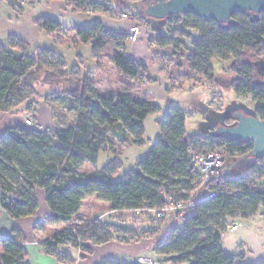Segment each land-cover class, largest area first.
<instances>
[{
    "label": "trees",
    "instance_id": "obj_1",
    "mask_svg": "<svg viewBox=\"0 0 264 264\" xmlns=\"http://www.w3.org/2000/svg\"><path fill=\"white\" fill-rule=\"evenodd\" d=\"M10 1L12 6L18 4L21 11L23 2L33 0ZM60 1L77 14L111 11L109 0ZM147 19L144 14L143 20ZM157 22L169 24L168 35L159 34L152 42L162 48L170 47L174 56L186 57L188 77L195 82L208 80L211 86L218 84L212 66L214 59L237 63L233 69L237 78L231 86L239 96L253 98L256 103L253 115L264 121V84L256 82L254 66L242 62L247 54L264 57V13L235 15L228 25L193 15ZM181 24L184 30L179 29ZM35 25L49 35L64 29L53 17H42ZM173 27L177 29L172 30ZM185 30L201 35L194 42L192 53L177 44H184L190 36ZM74 33L79 44L92 43L94 58L101 51L113 50V63L121 73L142 82L151 81L148 67L125 51L128 34L105 31L99 20L74 29ZM99 67L98 61L97 71ZM65 69L62 56L39 49L31 53L29 44L18 37H10L7 48L0 44V117L17 115L24 107L34 108L37 98L42 97L39 89L50 82L69 83L73 91L65 93L64 98L80 107L75 120L54 131L27 126L6 131L0 139L1 208L14 220L33 218L40 209L37 195L40 190L45 194L49 221L73 224L89 197L97 196L109 203L114 212L150 213L163 211L170 197L174 205L181 203L185 208L176 210L175 223L162 231L155 248L159 256L172 264H238L240 256L224 251L221 233L227 230V225L248 221L264 211V158L254 159L255 167L244 177L227 174L203 185L204 176L193 166L189 152L202 153L204 147L211 146L224 149L228 157H251L253 145L218 133L189 136L187 113L171 106L159 122L161 137L135 170L116 179L119 164L112 161L101 174H82L81 168L97 164L102 152L113 153L109 140L112 135L122 141L130 134L134 137L132 143L142 146L145 121L158 112V106L150 98L136 100L132 95L134 89L128 84L121 94L100 97L89 77L81 78L76 69L65 75ZM42 76L44 80L40 81L38 77ZM236 123L234 118L225 126ZM190 203L195 204L194 209L187 207ZM158 233L154 230L150 236L157 237ZM142 239L138 231L115 232L110 224L94 219L65 228L42 242V248L50 256L70 261L69 255L59 251L60 246L69 245L90 254L93 246L118 241L135 244ZM25 243L26 237L18 229L1 238L0 264H26ZM253 264H264V260Z\"/></svg>",
    "mask_w": 264,
    "mask_h": 264
},
{
    "label": "rangeland",
    "instance_id": "obj_2",
    "mask_svg": "<svg viewBox=\"0 0 264 264\" xmlns=\"http://www.w3.org/2000/svg\"><path fill=\"white\" fill-rule=\"evenodd\" d=\"M46 1L48 0H35L29 6V11H26L27 13L24 15V19L30 17V13L28 12H32L36 15L44 9L47 10L49 6ZM53 1L54 2L50 1V9H52V11L58 10L60 5H62V2L60 0ZM109 2L111 3L110 12H98L92 14H98L102 17H111L122 23L129 22L130 24H138L141 27L142 33L138 43L143 45L146 53H150L151 58L152 56L154 57V63L151 60L149 66V77L153 82L148 80L150 83H148L146 90L144 89L145 83L142 82V80L139 78H130L118 70L112 60L113 50L108 49L101 51L99 52V55H97V58H94L92 53V43L84 45L79 44L75 37L74 28L64 27L59 33L50 35L47 33L50 37L49 45L53 47L55 52L64 56L66 62L65 75H70L73 70L76 69L81 78L89 77L100 97H111L121 94L123 88L128 84L133 87L134 90L132 95L136 100H144L147 98L153 99L155 105L158 106V112L150 115L145 121V136L142 146L134 145L132 143L134 137L130 134H127L122 141H118V139L112 135L109 137V140L113 153L102 152L97 164H85L81 168L80 172L82 174H101L106 166L112 161H116L119 164L115 172L116 179L122 177L125 173L135 170L161 137L159 122L167 114L171 106L178 107L187 113L186 130L189 136L215 135L219 125L225 126L233 122V119L235 118L233 112L238 109H241L249 115L253 114L256 107L253 98L251 96H239L231 86L237 78V75L233 71L237 63L214 59L212 61V66L218 84L211 86L208 80H204L202 83H197L192 80V78L190 79L188 77L190 73L186 71V67L188 66L186 57H178L179 59L177 60V63L182 64V67H170L171 64L169 63V60L174 57L172 50H170L171 48H162L152 42L155 36L162 34L161 31H159V26H161L162 23L157 22V20L154 19L143 20L144 9L146 8L145 0H109ZM28 4L29 3L26 2L22 3V5ZM7 7L9 6L7 5ZM66 8L65 12L75 16L90 14L73 13V9L67 7V4ZM124 14L129 15V18H122V15ZM5 16L6 12L0 10V36H3L6 29L13 27V25L16 27L24 25L17 20L16 14H14V17L12 16V23L9 22ZM42 17L43 16L40 18ZM40 18L35 19V21ZM19 19L22 21V17H19ZM180 27L184 26L182 24L179 26V29L181 30ZM194 34H198V32ZM196 38L194 35H190L186 38L188 45L179 44V42L177 44L182 47L184 46L183 49L188 53H192L194 50V41L197 40ZM0 43L6 46V48L8 47V40L3 41L1 39ZM28 44L30 46V52L33 53L37 44L34 43V41ZM127 44H129L127 46V55L132 57V42L128 39ZM77 48H79L78 52L75 51L78 50ZM79 54L81 55L80 57H78ZM157 55L160 57L158 58ZM151 58H144V60L147 59L146 61H149ZM261 60L264 61V57L247 54L242 62H248L254 66V63ZM98 61L100 62L99 71H97ZM176 67H178V70ZM176 70L179 72H176ZM38 79L43 81L44 76L41 78L38 77ZM255 80L259 84H264V78L257 73L256 68ZM39 91L41 92L42 97L37 98L38 102L35 103L34 108H29L27 110V108L24 107V109L16 115L15 120L18 122L16 123L17 126H27L26 121H31L32 126H30V128H38L40 122L35 113L39 112V116L45 120L46 115L44 112L46 110L50 111L54 123L51 122L50 127L43 126V129L45 130L54 131L57 127H66L71 121L76 119L80 112V107L75 106L70 100L64 98L65 93L73 91V88L69 83L61 82L60 84H54L53 82H50L49 86H46V88H40ZM58 96L62 98L57 99ZM201 152L221 153L225 159L223 169L232 177H244L252 172L256 165L254 159L250 156L240 157L236 155L228 157L226 152H224V149L221 148L206 146ZM262 185H264V179ZM89 203L92 204H85L83 214L77 219L76 225L89 223L90 216L94 213L100 212V214H105L104 216L108 219V223L111 225L113 231H122V228L132 229L138 231L139 235H142L143 238L156 239V237H153L152 235L150 236V234H152L154 230H157V232H159L158 234H160L157 236V241L159 242V240H161L162 231H164L168 225L175 223L174 211L164 213L112 212L110 210V205L100 200L98 197L91 199ZM243 226L244 223L242 222L239 229ZM56 227H58V230L61 228L59 224H55L54 226H51L49 232L54 228L56 229ZM1 253L2 250L0 247V255ZM164 263L167 262L164 261Z\"/></svg>",
    "mask_w": 264,
    "mask_h": 264
},
{
    "label": "crops",
    "instance_id": "obj_3",
    "mask_svg": "<svg viewBox=\"0 0 264 264\" xmlns=\"http://www.w3.org/2000/svg\"><path fill=\"white\" fill-rule=\"evenodd\" d=\"M34 1L35 0H33L28 5H22L23 9L20 11V9H18L19 8L18 4H16V6L15 5L12 6L10 0H2V1L0 0V2H2L0 3V10H4V12H6L5 18L7 17L8 21L12 23V16L14 17V14H16L17 20L21 24L22 23L24 24L18 27L13 25V27L7 28L6 32H4V35L0 36V41L1 39L3 41L8 40V45H9L10 37L15 36L21 40L26 41L27 43H31L32 41H34V43L37 44L36 49L55 52L53 50V47L49 45L50 37L47 34V32L39 31L36 25L34 24L35 19L40 18L41 16L56 18L61 22V24L64 27L72 28V29L84 28L86 26H90L96 20L102 22L105 31L113 32L117 34H128V31L131 27V24L129 22L122 23L120 21L112 19L111 17H102L98 14L82 15L84 17L72 15L70 13L65 12V10L67 9L66 4L62 1H61L62 5H60L58 10L52 11V9H50L51 8L50 6H51V2H54L53 0L46 1L48 2L47 5L49 6L47 10L44 9L42 12H39V14L36 15L33 14L32 12H28L30 13L29 14L30 17L24 19V15L27 13L26 11H29V6ZM7 5L9 7H7ZM19 17H22V21L19 19ZM63 17L65 20L63 19ZM159 27H160L159 31H161L163 35H168L167 34V29L169 27L168 23H162L161 26ZM180 28L184 30V27H180ZM172 30H175V28H173ZM185 31L189 32L190 35H194L195 38L198 36L196 38L197 39L196 41H199L201 39L199 33L194 34L197 33L196 31L194 30H185ZM184 44L188 45L187 39L184 40ZM128 45L129 44H127V46ZM127 46L125 48L126 53L128 51ZM79 48H77L78 50L75 51L78 52ZM131 52H132L131 58L135 59L138 63L147 66L149 69L150 61L152 60L153 62L154 57L152 56L151 58L150 53L148 52L146 53L144 51V47L141 43L132 44ZM55 53H57L58 55L64 58L62 54H59L58 52ZM80 56L81 55L79 54L78 57ZM157 57L159 58L160 56L157 55ZM178 57L181 56H174L173 59L171 58L169 60V63L171 64L170 67L182 66V64L177 63V60L179 59ZM144 58H151V59L149 61H146L147 59L144 60ZM174 58L176 62L174 61ZM176 68L178 70V67ZM177 70L176 72H179ZM150 82L153 81L151 80ZM150 82L149 81L144 82L145 90L148 86V83ZM44 113L46 115L45 120H43L41 116H39L40 114L39 112L35 113L40 122V124H38V128L43 129V126L50 127L51 122L54 123L50 111L46 110ZM15 117L16 115L14 116L3 115L0 117V139L5 135L8 129L17 128V127H26L25 125L17 126L16 123L18 122L15 120ZM37 195L40 203V209L37 215L33 218L14 220L10 218V216L1 208V194H0V239L11 236L13 231L16 229L20 230L26 237V243H25L26 264H99L104 261H112L118 264H140L138 260L142 258L150 259L152 261H157L159 264H167V263L172 264L167 261H166L167 263H164L165 261L164 258H162L157 254L155 250L156 245L158 243L157 237L156 239L143 238L142 240H139L135 244H126L118 241L106 245L93 246L92 252L90 254L83 253L80 249L73 248L69 245L60 246L59 251L61 253L69 255L70 261L61 258L58 259L48 255L42 248V242L53 237L55 234L61 232L62 229L64 230L65 228L70 227L71 225H75L77 219L81 217L83 214L85 204L88 203L89 205H91L92 203H89V201L97 197H89L84 201L83 207L80 213L76 216L73 224H59V226H61L59 230L58 227H56V229L55 228L53 229L54 231L52 230L51 232H49L51 226L52 225L54 226L55 224L49 221L48 218L49 210L46 204L44 192L38 190ZM118 212H127V211H118ZM104 215L105 214H100V212L94 213L92 214V216H90L89 222L93 221L94 219H99L104 223H108V219H106ZM243 223H244L243 227H241L239 230L235 232L229 233L227 237L223 239L224 251L232 256H240V258L237 261L238 264H253L263 261L264 260V212L258 213L250 220L243 221ZM122 229H126V228H122Z\"/></svg>",
    "mask_w": 264,
    "mask_h": 264
},
{
    "label": "water",
    "instance_id": "obj_4",
    "mask_svg": "<svg viewBox=\"0 0 264 264\" xmlns=\"http://www.w3.org/2000/svg\"><path fill=\"white\" fill-rule=\"evenodd\" d=\"M144 14L149 19L163 21L173 16L193 15L221 25L230 24L235 15L264 13V0H145ZM257 73L264 78V61L254 63ZM236 125H219V135L251 143L253 159L264 158V121L238 109L233 112Z\"/></svg>",
    "mask_w": 264,
    "mask_h": 264
},
{
    "label": "built area",
    "instance_id": "obj_5",
    "mask_svg": "<svg viewBox=\"0 0 264 264\" xmlns=\"http://www.w3.org/2000/svg\"><path fill=\"white\" fill-rule=\"evenodd\" d=\"M122 18L128 19L129 15H122ZM142 33V29L138 24H131V27L128 31L129 40L132 44L138 43L140 35ZM27 127L32 126L31 121H26ZM192 156L193 166L196 168L198 172H200L204 176L203 185L208 184L210 180L214 177H219L222 175H227V172L224 174V157L221 153L218 152H207V153H194V151L189 152ZM211 196V195H210ZM188 208L194 209L195 204L190 203ZM185 208L181 203L174 205L172 198H168L167 206L160 213L168 212V211H176ZM137 213H140L137 211ZM181 219L184 220L185 216L181 214ZM241 222H234L232 224L227 225V230L221 233L222 239H225L229 233L235 232L239 229ZM138 262L140 264H159L157 261H152L150 259H139Z\"/></svg>",
    "mask_w": 264,
    "mask_h": 264
}]
</instances>
